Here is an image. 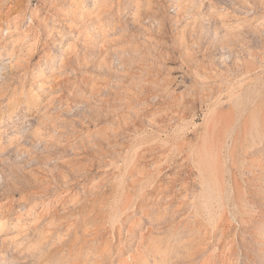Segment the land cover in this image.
<instances>
[{
  "label": "rangeland",
  "instance_id": "rangeland-1",
  "mask_svg": "<svg viewBox=\"0 0 264 264\" xmlns=\"http://www.w3.org/2000/svg\"><path fill=\"white\" fill-rule=\"evenodd\" d=\"M0 70V264H264V0H0Z\"/></svg>",
  "mask_w": 264,
  "mask_h": 264
},
{
  "label": "bare ground",
  "instance_id": "bare-ground-1",
  "mask_svg": "<svg viewBox=\"0 0 264 264\" xmlns=\"http://www.w3.org/2000/svg\"><path fill=\"white\" fill-rule=\"evenodd\" d=\"M3 66V65H2ZM5 66V65H4ZM3 66V67H4ZM2 68V67H1ZM1 71V70H0ZM258 130H264V126H259V128H258V126L256 127Z\"/></svg>",
  "mask_w": 264,
  "mask_h": 264
}]
</instances>
